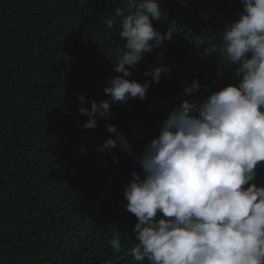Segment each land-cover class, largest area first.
<instances>
[{
    "label": "trees",
    "instance_id": "trees-1",
    "mask_svg": "<svg viewBox=\"0 0 264 264\" xmlns=\"http://www.w3.org/2000/svg\"><path fill=\"white\" fill-rule=\"evenodd\" d=\"M160 4L164 15L154 28L164 33L174 22L178 31L145 53L128 79L151 80L144 73L159 64L170 73L150 85L145 100L113 103L95 129H85L88 117L78 109L109 99L103 88L119 75L113 68L125 42L120 24L109 29L106 21H119L115 8L125 0H0V264H148L131 255L137 219L124 189L133 172L143 178L136 158L174 106L238 84V66L205 49H219L221 33L243 11L241 0ZM194 80L199 89L185 95ZM108 124L131 154L119 145L96 150L111 136ZM254 183L264 185V166ZM116 232L119 253L108 243Z\"/></svg>",
    "mask_w": 264,
    "mask_h": 264
},
{
    "label": "clouds",
    "instance_id": "clouds-1",
    "mask_svg": "<svg viewBox=\"0 0 264 264\" xmlns=\"http://www.w3.org/2000/svg\"><path fill=\"white\" fill-rule=\"evenodd\" d=\"M241 3L239 18L221 33L220 48L212 44L205 49L207 54L222 51L228 65L238 66V84L200 102L183 100L174 106L159 135L136 158L143 178L133 172L124 189L126 209L137 219V243L130 250L135 261L264 264V185L254 183L264 166V0ZM163 15L160 0H125L124 8H115L119 21L107 19L109 29L120 24L119 37L125 42L113 68L119 75L103 88L109 99L92 100L90 107L78 109L88 117L85 129H95L97 118L110 115L113 103L145 100L150 85L170 73L171 66L159 64L145 71L151 80L128 79L145 53L178 31L174 22L164 33L154 28L153 21ZM199 87L194 80L185 85L184 94ZM78 100L86 103L83 95ZM106 129L111 136L96 150L108 152L119 145L131 154L120 129L112 124ZM81 151L86 154V149ZM108 243L121 252L118 232Z\"/></svg>",
    "mask_w": 264,
    "mask_h": 264
}]
</instances>
